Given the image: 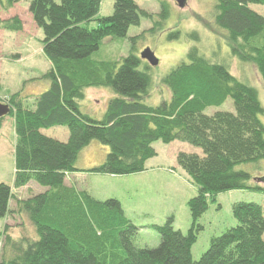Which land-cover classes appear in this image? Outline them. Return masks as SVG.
Segmentation results:
<instances>
[{"label": "trees", "instance_id": "16d2710c", "mask_svg": "<svg viewBox=\"0 0 264 264\" xmlns=\"http://www.w3.org/2000/svg\"><path fill=\"white\" fill-rule=\"evenodd\" d=\"M110 16L99 17L102 0H30L28 12L43 35L41 52L50 64L35 80L47 89L33 96L21 91L0 97L9 108L14 128V174L12 185L0 183V219L23 215L30 227L13 236L8 226L0 233V264H264V208L256 203L236 202L231 214L236 225L209 241L208 249L194 261L191 249L203 231L200 219L219 194L246 191L264 194L258 179L238 167L264 160V110L257 90L230 72L218 52L206 58L196 46L186 61L173 67L158 84L170 95L159 105L145 99L154 87L150 66L140 59L136 42L120 61H94L104 39H122L141 20L151 22L150 33L161 31L169 16L166 2L157 15L139 8L134 0H112ZM19 0H0L3 11ZM264 0H213L212 18L224 32L229 58L253 66L264 88V17L250 9ZM97 22L95 29L88 24ZM9 33L22 30L13 17L0 22ZM177 30L168 39L179 38ZM34 80V81H35ZM109 88L114 93L100 119L80 111L84 91ZM1 94V89H0ZM233 112L206 115L226 100ZM5 118L1 120V124ZM0 124V126H1ZM68 130L65 142L42 131ZM96 141L108 149L101 164L87 170L76 168L80 153ZM188 144L201 151L179 152L177 167L196 190L186 205L190 226L174 229L173 218L150 225L159 238L156 248H139L135 238L141 228L129 220L114 198L94 199L64 183L66 175L87 173L126 177L142 174L156 157L154 143ZM35 183L44 192L16 201L12 191ZM193 188V189H194ZM219 208V206H218Z\"/></svg>", "mask_w": 264, "mask_h": 264}, {"label": "rangeland", "instance_id": "374dc122", "mask_svg": "<svg viewBox=\"0 0 264 264\" xmlns=\"http://www.w3.org/2000/svg\"><path fill=\"white\" fill-rule=\"evenodd\" d=\"M30 0H19L12 9L3 11L0 7V22L17 17L21 20L22 30L18 33H9L0 29V97L21 91L24 96H32L27 100L31 106L35 95L47 89L46 82L35 80L42 76L50 68V64L41 52L43 39L42 32L36 28L28 12ZM58 1V0H56ZM142 10L157 15L160 12L158 1H164L169 8V16L162 26L161 31L150 33L152 27L150 21L142 19L139 27H130L126 37L122 39H104L97 52L92 55L94 61H120L129 53L130 39L143 37L136 42L138 55L149 48L158 59L156 67H150L151 75L155 79L154 87L145 99L150 106L159 105L163 100H169V92L158 84L159 78L165 76L173 67L182 61H186V53L189 48L196 46L206 57L211 58L213 52H218L217 59L224 60L232 75L240 81H246L254 87L259 96L264 110V88L256 69L251 65L241 64L229 58L228 50L224 46V32L214 26L212 18L213 0H185V5L179 8L171 0H134ZM252 11L264 17V6L251 5ZM113 1L102 0L99 17H107L112 14ZM97 22L88 24L89 29H95ZM177 30L179 38L168 39L170 33ZM35 80V81H34ZM114 93L109 88H89L84 91V100L81 101L80 111L95 119H100L105 111L107 101ZM233 104L230 99L219 108H209L206 115L216 112H233ZM7 118V117H6ZM4 119L5 139L10 140L8 131V119ZM264 124V115L261 117ZM7 131V132H6ZM46 136L62 140L68 138V130L64 127H56L42 131ZM157 157L149 160L147 167L150 169L144 175H132L117 177L116 180L93 181L91 178H99L98 175H89L88 181H82V185L94 193L95 197L103 199L114 198L122 202L125 216L141 230L135 238V244L139 248H156L159 245L158 236L148 227L150 225H162L166 221V214L173 213L174 229L185 233L190 226V215L188 207L183 204L184 189L177 183H170L169 176L173 173L176 178L188 182L186 175L175 166L176 156L179 152H195L201 155L199 149L180 142L164 145L156 142L153 145ZM108 149L96 141H92L79 155L76 168L86 170L102 163L101 155L107 154ZM104 159V158H103ZM2 162L3 179L10 182L14 173V158L6 154L0 158ZM92 162H94L92 164ZM173 162L175 164H173ZM174 169V171H173ZM239 170L248 172L251 183L264 177V160L257 164H244ZM136 180V181H135ZM139 180V181H138ZM8 182H5L8 184ZM169 184V190L165 191V185ZM172 188V189H171ZM191 197L196 195L192 187ZM194 188V189H193ZM164 190V191H163ZM184 196H182L183 194ZM171 194V195H170ZM236 202L256 203L264 208V194L250 193L246 191H231L219 194L216 203L209 205L207 212L200 219L203 231L199 234L197 242L191 249L192 259L197 261L208 249L209 241L222 235L227 229L234 227L236 221L231 214V205ZM187 203V202H186ZM135 206H141L144 212H138ZM219 206V208H218ZM166 218H165V217ZM2 221V219H0ZM19 223L20 220L16 219ZM19 220V221H18ZM17 223V224H18ZM4 224L0 229L3 231ZM1 238V237H0ZM2 239H0L1 242ZM1 247V245H0Z\"/></svg>", "mask_w": 264, "mask_h": 264}, {"label": "crops", "instance_id": "0c3cea01", "mask_svg": "<svg viewBox=\"0 0 264 264\" xmlns=\"http://www.w3.org/2000/svg\"><path fill=\"white\" fill-rule=\"evenodd\" d=\"M6 118V117H5ZM6 119H8V126H7V129L8 127H10V130L11 131H8V133L10 134V140L7 141L5 139V135L3 134L4 131V120L0 126V158H4L5 154H6V151H7V155H11L13 156L14 158V128H13V120L9 117H7ZM7 132V131H6ZM67 140V138L65 139H62L60 141L62 142H65ZM176 143V142H174ZM173 144V143H171ZM157 157V155H156ZM104 158V155H101V158H100V161H102ZM149 162V161H148ZM147 162V163H148ZM94 162H92L93 164ZM147 163H146V171L142 174H138V175H144L146 173H148V171L150 170L148 167H147ZM176 163V161H175ZM173 162V164H175ZM2 162L0 161V183H4L6 184L5 182H8V181H2L4 180L3 179V171H2ZM176 166V164H175ZM94 167V166H93ZM177 167V166H176ZM92 168V167H90ZM88 168V169H90ZM178 168V167H177ZM179 169V168H178ZM87 170V169H86ZM174 171V169H173ZM14 174V173H13ZM89 175L91 174H87V173H73V174H68L66 175V178L64 180V183L67 187H72L74 189H76L77 191H85L87 192L88 194H90L94 199L96 200H100V201H103V200H106L104 197L103 199H101L100 197H95L94 193H92L88 188L87 186L85 187V185H82L84 183H82V181H88L89 179ZM169 176V182L172 184V183H176V180H177V183L180 185V187H182V189H184L183 193L184 194L182 196L183 197V204H186V202L190 199L189 196H191L192 192H194V190L192 191V188H191V185L189 182H185L184 180H181L180 177L179 178H176L175 175L173 176V173L168 175ZM93 179V181H105V179H108V180H116L117 177H111V176H99V178L95 177V178H91ZM136 181V180H135ZM139 181V180H138ZM12 182H13V175L11 176L10 178V182H8L7 185H12ZM170 188H169V184H166L165 185V191H168ZM172 189V188H171ZM45 189L39 187L38 185H36L35 183H29L28 185H26L25 187L23 188H20V189H16V190H13L12 191V194H13V199L10 201L9 203V208L10 210H14L16 208V201H20V200H25V199H28L30 198L31 196L33 195H37V194H40L42 192H44ZM164 191V190H163ZM171 195V194H170ZM109 199V198H107ZM119 201V200H118ZM122 204L121 201H119ZM137 210L138 212H144L143 209L141 208V206H135L133 208V210ZM166 214L167 218L170 216V214L172 215L173 213H164ZM165 217V216H164ZM166 218V217H165ZM16 219H19L20 222L18 223ZM18 220V221H19ZM18 223V224H17ZM4 224V227L7 225L9 228H8V231L9 233H11L13 236H17L19 235V231L21 230V227L24 226V227H28L30 228V230L32 229L26 219L25 216L23 215H10V216H7L5 219H3L2 221L0 220V229L2 228V225ZM1 237V236H0ZM2 239V238H0ZM0 245H1V242H0Z\"/></svg>", "mask_w": 264, "mask_h": 264}, {"label": "water", "instance_id": "95a60500", "mask_svg": "<svg viewBox=\"0 0 264 264\" xmlns=\"http://www.w3.org/2000/svg\"><path fill=\"white\" fill-rule=\"evenodd\" d=\"M177 4L179 8L184 7L185 0H171ZM139 57L141 60L145 61L150 67H156L158 65V59L155 57L154 53L149 49H144L140 54ZM9 114V108L5 104L0 103V124L1 120ZM258 183L264 185V177L257 180Z\"/></svg>", "mask_w": 264, "mask_h": 264}]
</instances>
